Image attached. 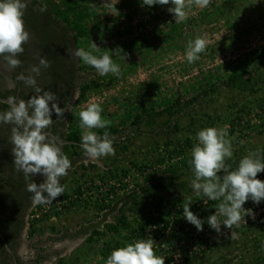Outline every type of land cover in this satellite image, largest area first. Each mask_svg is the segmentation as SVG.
<instances>
[{"label":"rangeland","instance_id":"1","mask_svg":"<svg viewBox=\"0 0 264 264\" xmlns=\"http://www.w3.org/2000/svg\"><path fill=\"white\" fill-rule=\"evenodd\" d=\"M38 1L52 9L66 8L63 0ZM75 3L89 7L69 16L88 29L78 47L88 51L94 42L99 49L93 54L111 53L120 74L100 76L90 67L80 70V86L92 80L102 86L92 89L83 100L78 92L69 129L82 133L79 111L92 102L101 105L102 118L110 121L109 127L122 132L112 136L114 155L91 160L81 148H70L82 159L61 178L65 192L85 183L84 188L90 187V194L96 196L98 182H102L97 174L116 166L130 168L133 162L142 166L157 158L165 160L148 168L146 174L133 170L123 180H113L120 188L116 198L106 202L108 210L81 207L60 215L52 213L46 220H32L36 228L31 226L30 240L48 256L43 264H106L102 244L108 236L103 239L99 234L87 241L82 230L106 232L123 216L129 220L148 217L153 209L165 215L180 199L196 197L190 187L193 173L183 169L180 158L165 156L167 142L190 137L196 144L199 130L216 127L226 129L231 141L233 157L226 164L232 170L249 152L264 158V0H209L205 8L192 3L186 7L182 23H176L168 12L170 5L144 7L141 0H72ZM197 37L205 39L206 48L199 59L189 63V41ZM0 72L12 85V69L2 57ZM237 73L245 74L232 80ZM178 100L181 105L174 108V115L164 112ZM155 113L161 114L149 118ZM138 115L144 120L134 125ZM103 130L94 131L100 135ZM152 174L155 176L148 179ZM129 195L114 206L118 198ZM253 214L256 223L237 237H231L223 225L219 233L209 226L198 231L182 215L179 225L186 233L161 234L160 248H155L164 264H169L171 256L174 261L170 264H264L256 263L257 252L252 248L253 242L264 239V205H258ZM33 252L29 249L27 255Z\"/></svg>","mask_w":264,"mask_h":264},{"label":"clouds","instance_id":"2","mask_svg":"<svg viewBox=\"0 0 264 264\" xmlns=\"http://www.w3.org/2000/svg\"><path fill=\"white\" fill-rule=\"evenodd\" d=\"M27 3L28 0H0V57L11 69L20 67L22 62L18 57L25 51L23 45L30 39L24 22ZM192 3L205 8L209 0H188L187 3L186 0H141L144 7L170 5L168 12L173 14L176 23L186 19L185 9ZM46 10V7L40 8L42 13ZM205 48L204 38L190 40L187 61L192 63L199 59V54ZM98 49L93 42L91 50L77 48L74 55L83 64L94 68L100 76L109 73L119 76L120 67L109 54H93ZM49 66L47 58L40 57L39 64L33 66L28 75L21 72L17 76V80L33 89L34 94L30 99L25 101L9 96L6 101L0 100V104L6 103L8 106L7 110L0 109V124L12 126L9 142L12 145L14 166L17 172L23 173L26 181H30L26 191L32 194L34 207L49 205L65 192V186L60 180L68 175L72 167V161L63 154L62 141L46 131L54 124L53 113L59 121L71 107L68 104L60 107L55 93L38 86L37 77L42 69ZM102 112L101 105L92 102L79 111L80 128L83 130L80 148L87 159L96 160L115 154L109 133L105 131L103 135H98L94 131L106 129L110 125V121L102 118ZM227 135L226 129L207 127L199 130L195 136L197 143L191 150L189 162L194 176L190 187L205 205L209 201H220L214 206L215 213L206 220L191 211V201L183 205V217L198 231L203 230L205 223L218 233L221 225L230 230L238 228L242 212L251 215V210L243 207L245 203L249 200L256 205L264 202V181L257 178L259 173L264 172V158L257 152H249L232 170L226 164L233 157L232 144L226 138ZM36 174L44 177L43 183L37 185L33 182L32 177ZM218 216L224 217L222 224L218 222ZM106 264H164V259L155 255L151 240H137L114 249Z\"/></svg>","mask_w":264,"mask_h":264},{"label":"flooded vegetation","instance_id":"3","mask_svg":"<svg viewBox=\"0 0 264 264\" xmlns=\"http://www.w3.org/2000/svg\"><path fill=\"white\" fill-rule=\"evenodd\" d=\"M40 8L41 5L28 0L24 22L30 39L23 45L25 51L18 57L22 62L20 67L12 69V85L7 81V76L0 72L3 74L0 76V92L25 101L30 99L34 94L33 89L17 80V76L21 72L28 75L31 68L39 64L40 57H46L50 66L41 70L37 77L38 86L55 93L60 107L63 108L65 104L71 106L59 121L53 113L54 124L46 130L62 141L63 151L65 145L72 142L67 140V135L71 109L80 91V63L74 55L77 49L74 33L62 21H54L40 12ZM11 127L0 124V264H43L48 256L42 254L38 245L30 240L31 217L37 206L32 205V194L26 191L30 181H26L23 173L17 172L14 166L12 145L9 142ZM72 159L79 163L82 155L79 153ZM32 180L39 185L43 183L44 177L36 174ZM29 249L34 251L31 256L27 255Z\"/></svg>","mask_w":264,"mask_h":264},{"label":"trees","instance_id":"4","mask_svg":"<svg viewBox=\"0 0 264 264\" xmlns=\"http://www.w3.org/2000/svg\"><path fill=\"white\" fill-rule=\"evenodd\" d=\"M33 3L41 5V7H46V11L44 14L47 17L53 18L54 21H62L66 27L71 29V31L74 33V42L76 43L77 48L78 47V42L80 38H84L88 35V29L86 26L77 20H71L70 19V13L71 12H77L80 8H84L86 10H89V7L86 5H80V4H72V0H63V4L66 5V8H61L58 7L57 9H52L49 7L47 4H44L41 1L38 0H32ZM106 53V52H105ZM100 53L97 54V56L105 54ZM113 58L111 53H106ZM80 67L79 69H85L86 67H90L88 65L83 64L80 60ZM92 68V67H90ZM94 69V68H92ZM245 73H237L233 74L232 80H238L242 76H244ZM101 84L98 82V80H92L91 82H85L80 86V98L83 100L84 98L87 97L88 93L92 89H99L101 88ZM1 96L8 97L7 94H3L0 92ZM181 105V101L178 100L175 104L169 105L165 107L164 112L168 113L169 115H174L175 111L174 108L177 106ZM8 106L7 104H0V109L7 110ZM163 112V111H162ZM161 113H155L153 115H149V118L160 115ZM144 120V117L142 115H138L136 119L133 121V124H140ZM107 131L109 133L110 138L112 139V136L122 132L119 129H116L114 127H108L101 131L100 135H103V133ZM81 131L78 129H69L68 135H67V140L72 141L70 145H65L64 147V154L67 156H78L79 153L78 151H71L70 148H80V136H81ZM195 145L194 139H191L190 137H186L184 140L179 139L177 141L173 142H167L166 144V154L165 156H170V157H177L180 158V163H182L183 169H186L188 171H191L190 168V159H191V151L190 149L193 148ZM72 157H69V159L72 161V167L76 166L77 161L72 159ZM165 160V157L163 158H157L155 160H151L150 164L145 163L144 165H139L136 162H133L131 164V167L128 168L126 166H116L112 169H108L102 173L97 174L100 176L102 179L103 183H106V181H111V180H116V181H121L124 179V177L128 176L131 171L137 170L141 172L142 174L147 173L148 168H153L155 164H158L160 162H163ZM177 167V166H176ZM192 172V171H191ZM155 176L152 174L149 178H153ZM258 179H261L264 181V172L259 173L257 176ZM85 183H81L77 185V187L72 191V192H64L65 194H62L61 196L57 197V199L53 202V211L55 215H60L63 214L69 210H72L74 208L80 209L81 207H90V206H95L97 209L101 210H108L110 208V205L106 203V198H108L109 193H100V196H94L90 194V187L84 188ZM129 196L125 197L122 196L117 199V201L114 203L115 207H117L120 203H122L126 198H129ZM135 198V201H138L137 194L133 195ZM63 199H70L69 204L65 205V208L63 211H58L56 209V202L59 200ZM201 197H194L192 199H180L178 202H175L174 205V210H168L165 215H162V213L159 212V215H154L150 214L148 217H140L137 216L132 220H129L128 217L123 216L121 219H119V222L117 224H111L108 227V231H99L98 229H94L93 231L89 232L88 228L85 230H82L87 237V241H93L97 235L104 236L103 239H105L103 244H102V253L105 256L106 260L108 256L111 254V252L114 249L123 247L129 243H134L137 240H151L153 242V250L156 256L162 258L160 255V251L156 250V248H160L161 244V237H160V231L161 230H167L164 233L170 236H173L175 233L179 236H183L186 231L185 229H180L179 225V220L183 215V205L185 203H188L191 201V211H193L195 214H197L201 219L206 220L207 217L215 213V208L214 206L217 205L220 201H209L208 205H205L203 200H201ZM260 204L264 205V202H261ZM259 204V205H260ZM112 206V208H114ZM245 209L251 210V215H248L246 213L242 212V220L240 222V226L238 228L233 227L231 230L227 229V232H229L231 237H237L240 235L246 234L247 231L251 229V227L256 223L255 221H252L251 217L254 216L253 212H258V205L254 204L251 200L247 201L245 205L243 206ZM113 210V209H112ZM50 213H45L43 215V220H46L47 218H50ZM224 217H219L218 220L223 221ZM37 220V219H36ZM35 223H32L33 229H35ZM157 225L159 226L158 228L160 230L154 229V226ZM208 226L207 223L204 224V227ZM150 230V231H149ZM115 232V236L110 237V233ZM109 233V234H108ZM170 239V238H169ZM168 239V241H169ZM157 242V243H155ZM219 243L218 239L213 243L215 246H217ZM252 248L255 252H257L256 256L254 259L256 260V263L263 262L264 261V239H258L252 244ZM156 246V248H155ZM211 248V247H210ZM174 261V256L169 257L168 263H172ZM245 262V261H243Z\"/></svg>","mask_w":264,"mask_h":264},{"label":"built area","instance_id":"5","mask_svg":"<svg viewBox=\"0 0 264 264\" xmlns=\"http://www.w3.org/2000/svg\"><path fill=\"white\" fill-rule=\"evenodd\" d=\"M98 184H99V186L100 187H96V188H98L99 189V191H97L98 193H96V196L98 195V194H100V192H103V191H105V189L107 190H109V192H108V190H107V192L106 193H109L108 194V198H106V202H108L109 200H111V199H115L116 197H115V195H117V193L119 194V189H118V187L120 186V185H118L117 183H116V181H113V180H111L108 184H104V183H102L101 181H99L98 182ZM120 188V187H119ZM99 197H101L102 198V196H99ZM70 199H63V200H59V201H57L55 204H56V209L58 210V211H63V209L65 208V205H68L69 204V201ZM53 203H51V204H49V205H40V206H37L36 208H35V210L33 211V214H32V220H35V219H40V218H42L43 217V215L45 214V213H52V209H53ZM152 214H154V215H159V212H155V210L153 209V213ZM159 226H157V225H155L154 226V229H156V230H160L159 228H158ZM150 231V230H149ZM165 231L164 230H161L160 231V237L162 236L161 234H165L164 233Z\"/></svg>","mask_w":264,"mask_h":264},{"label":"water","instance_id":"6","mask_svg":"<svg viewBox=\"0 0 264 264\" xmlns=\"http://www.w3.org/2000/svg\"><path fill=\"white\" fill-rule=\"evenodd\" d=\"M7 98H8V97H4V96H1V95H0V100H4V101H6ZM5 104H6V103H5Z\"/></svg>","mask_w":264,"mask_h":264}]
</instances>
